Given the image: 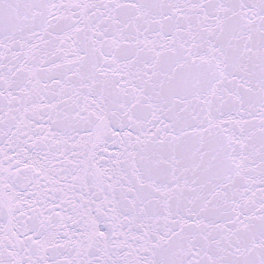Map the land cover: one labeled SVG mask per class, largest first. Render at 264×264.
Segmentation results:
<instances>
[{"label":"snow or ice","instance_id":"obj_1","mask_svg":"<svg viewBox=\"0 0 264 264\" xmlns=\"http://www.w3.org/2000/svg\"><path fill=\"white\" fill-rule=\"evenodd\" d=\"M0 264H264V0H0Z\"/></svg>","mask_w":264,"mask_h":264}]
</instances>
